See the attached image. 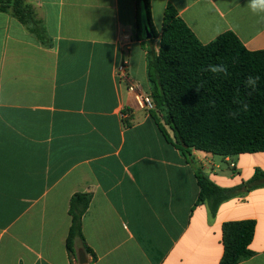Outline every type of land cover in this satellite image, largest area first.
I'll return each instance as SVG.
<instances>
[{"label": "crops", "instance_id": "crops-1", "mask_svg": "<svg viewBox=\"0 0 264 264\" xmlns=\"http://www.w3.org/2000/svg\"><path fill=\"white\" fill-rule=\"evenodd\" d=\"M24 1L48 44L0 12V264H79L82 241L77 257L67 248L76 194L92 196L82 224L93 264H219L223 224L242 220L257 226L254 255L239 264H264V187L212 215L196 177L236 187L264 172V152L188 158L163 118L137 105L131 84L151 95L137 0ZM168 5L203 44L230 31L264 50V19L247 0H151L159 36Z\"/></svg>", "mask_w": 264, "mask_h": 264}, {"label": "trees", "instance_id": "trees-1", "mask_svg": "<svg viewBox=\"0 0 264 264\" xmlns=\"http://www.w3.org/2000/svg\"><path fill=\"white\" fill-rule=\"evenodd\" d=\"M0 12L9 13L24 24L42 43L48 36L32 5L24 0H0ZM139 36H151L144 46L147 76L154 109L173 132L176 146L191 156L192 150L214 156H238L264 152V50L251 52L233 33L226 32L209 44L196 37L176 8L168 5L161 35L154 28L151 0H137ZM147 29V30H146ZM160 38L156 49L154 40ZM227 64L230 75L225 77L203 71L209 64ZM248 75H258L257 89L249 96L244 81ZM199 89V90H198ZM249 104L247 112L232 116L240 105ZM196 177L200 188L199 201L206 203L212 215L233 198L264 187V172L242 184L223 188L201 170ZM90 194H76L71 199L72 225L67 238L68 251L77 257L76 242L96 261L94 251L83 235L82 220L90 207ZM255 220L229 221L222 226L224 253L219 264H239L253 257L250 246L254 240Z\"/></svg>", "mask_w": 264, "mask_h": 264}, {"label": "clouds", "instance_id": "clouds-1", "mask_svg": "<svg viewBox=\"0 0 264 264\" xmlns=\"http://www.w3.org/2000/svg\"><path fill=\"white\" fill-rule=\"evenodd\" d=\"M247 7L254 15H258L261 17V19H264V0H247ZM202 70L215 75L222 74L225 77L230 75L228 65L223 63L209 64L205 69ZM259 82L260 77L258 75H248L246 77L244 86L250 90L248 93L249 96L257 89ZM234 103L240 105L238 109L231 113V115L234 117L238 116L241 111L247 112L249 110V104L245 101L236 100Z\"/></svg>", "mask_w": 264, "mask_h": 264}, {"label": "built area", "instance_id": "built-area-1", "mask_svg": "<svg viewBox=\"0 0 264 264\" xmlns=\"http://www.w3.org/2000/svg\"><path fill=\"white\" fill-rule=\"evenodd\" d=\"M127 62H123L121 65L117 68V74L120 78H127L128 77V68H127ZM129 91L134 94V99L137 103V105L144 110L151 111L154 109V103L151 98V95H146L143 93L141 87L137 84H131L129 86ZM125 118V115H123Z\"/></svg>", "mask_w": 264, "mask_h": 264}, {"label": "water", "instance_id": "water-1", "mask_svg": "<svg viewBox=\"0 0 264 264\" xmlns=\"http://www.w3.org/2000/svg\"><path fill=\"white\" fill-rule=\"evenodd\" d=\"M150 37L151 36L147 33V38L150 39ZM78 260H79V264H88L89 263V259L87 257V254L85 253V251L83 249H81L78 253Z\"/></svg>", "mask_w": 264, "mask_h": 264}]
</instances>
